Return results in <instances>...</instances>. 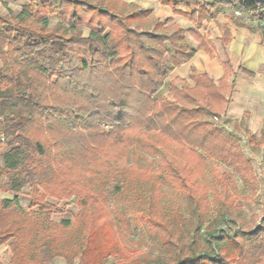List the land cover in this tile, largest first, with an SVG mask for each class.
I'll return each instance as SVG.
<instances>
[{"label": "trees", "instance_id": "1", "mask_svg": "<svg viewBox=\"0 0 264 264\" xmlns=\"http://www.w3.org/2000/svg\"><path fill=\"white\" fill-rule=\"evenodd\" d=\"M26 1L28 6L13 21L0 17V148L6 145L0 154V182L3 178L6 182L0 189L15 194L12 201L0 202V247L9 243V264H51L58 256L72 264L57 234L71 223H52L55 206L46 197L56 201L79 197L83 205L88 200L96 205L103 199L105 182L116 181L114 190L119 192V182L126 180L129 168L123 159L131 147L154 152L161 144L190 155L192 159L185 163L167 158L161 176L195 204L198 214L208 195L197 178L206 157L225 164L247 186L256 183L249 161L233 139L208 121L210 116L224 115L229 104L233 89L228 85L229 63L223 64L225 75L217 85L196 72L191 73L194 85L180 79L166 81L173 68L195 53L186 43V33L200 42V49L209 50L208 41L197 31L139 32L108 2L98 5L105 0H95V5L90 0ZM157 1L175 13L181 5L195 8L186 14L191 19L214 18L225 8L249 15L258 23L264 46V0ZM51 17L58 21L55 31L47 29ZM83 30L89 31L88 36ZM230 39L225 33L221 45ZM162 89L167 97L155 99ZM48 135L54 137L51 143ZM112 149V162L99 160L97 155ZM101 166H109L102 184L97 178ZM130 167L144 180L154 172L135 164ZM71 175H76L77 183L85 180L87 193L67 181ZM92 180L98 186L90 187ZM215 181L231 213L236 200L229 195V174L215 175ZM26 186L31 192L27 212L17 198ZM214 197L221 196L216 192ZM262 224L253 234L233 236L248 239L241 244L240 264H264V218ZM225 257L220 250L216 255L205 250L167 264H229Z\"/></svg>", "mask_w": 264, "mask_h": 264}, {"label": "rangeland", "instance_id": "2", "mask_svg": "<svg viewBox=\"0 0 264 264\" xmlns=\"http://www.w3.org/2000/svg\"><path fill=\"white\" fill-rule=\"evenodd\" d=\"M90 2L97 4L95 0ZM98 5L105 6V2ZM27 6L26 0H0V17L13 21ZM233 16L236 22L253 26L260 36L258 23L249 15L234 14ZM57 22L56 18L51 17L47 29L57 30ZM65 26L63 27L67 28V25ZM86 34L87 31L83 30V35ZM216 47L218 56L224 60L221 46L217 42ZM163 97H167L166 89H162L154 98ZM216 118L217 120H214V117L210 116L208 121L233 139L249 161L256 183L247 186L225 164L206 157L197 178L208 190V195L201 201L202 212L198 214L195 211V204L172 184L163 181L161 176L163 173L161 165L163 161H167V158L174 162L185 163L192 159L190 155L183 153L181 148L167 149L160 146L161 144L154 152L145 151L141 147L128 148V157L126 156L127 159L124 158L123 162L129 168L126 171V180L119 182V192L114 190L116 181L105 182L106 185L101 186L105 199L100 198L96 205L89 200L83 205L79 197L59 201L46 197L47 202L55 206V211L50 216L52 223L54 225L62 221L71 223L67 229H59L57 234L60 245L67 248V256L71 258L72 264H167L173 260L202 255L205 250L215 255L220 250L225 258L230 259L229 264H240L238 255L241 244L248 239H235L233 236L250 235L263 227L264 135L254 137L242 123L235 125L220 115ZM53 138L52 135H48V142L51 143ZM150 140L153 144L156 143L153 137H150ZM5 150L6 145L3 143L0 154ZM105 153L97 155L100 157L99 160L112 162L115 150H107ZM95 159L93 158L94 162ZM133 164L137 165L138 169L154 171L151 179L144 180L140 177L139 172L136 173L130 167ZM108 167H99L98 170L102 173H99L97 178L100 177L101 180V177L109 176V171L106 169ZM224 173L229 174L227 185L229 195L236 200L231 213L226 211L228 204L222 200L226 195L220 191L215 181V175ZM76 180V175H71L67 179L80 185L76 188L82 194L87 193L89 185H86L85 180L81 179L79 183ZM158 180H161L160 184L157 183ZM92 181L89 182L90 187L98 186V183ZM39 192L43 193L42 190ZM201 192L199 191L198 194ZM216 192L221 196L218 199L214 197ZM21 195L24 196L22 197L24 205L26 201H31L29 186L23 188ZM29 210L30 208L27 211ZM262 245L264 247V242ZM4 246L9 247V243ZM9 250L11 253L10 247ZM53 263L66 264V260L58 256L52 260L51 264ZM221 264L226 263L223 261Z\"/></svg>", "mask_w": 264, "mask_h": 264}, {"label": "crops", "instance_id": "3", "mask_svg": "<svg viewBox=\"0 0 264 264\" xmlns=\"http://www.w3.org/2000/svg\"><path fill=\"white\" fill-rule=\"evenodd\" d=\"M106 2L112 6L115 14L127 19L130 28L139 32L162 35L172 34L177 29L197 31L201 39L208 41L209 50L200 49V42L186 33V43L195 53L190 60L173 68L166 81L180 79L194 85L191 73L196 72L199 75L206 74L217 85L225 75L223 64L229 63L232 73L228 85L232 84L233 89L226 112L220 116L235 125L242 123L254 137L264 135V46L253 26L236 22L233 16L245 14L234 13L232 9L225 8L214 18L197 15L196 19H191L186 14L196 9H188L184 5L179 6L175 13L167 4L157 0H105ZM86 31L88 36L89 31ZM225 33L231 39L226 46H222L220 41ZM216 42L221 46L224 60L218 56ZM166 48L173 53L170 44H166ZM5 182L6 179L3 178L0 184ZM22 197L24 196L21 194L17 196L19 205L27 211L31 201H26L27 205H24ZM14 198L15 194L0 189V202L12 201ZM10 255L8 246L0 247L2 264H9Z\"/></svg>", "mask_w": 264, "mask_h": 264}, {"label": "built area", "instance_id": "4", "mask_svg": "<svg viewBox=\"0 0 264 264\" xmlns=\"http://www.w3.org/2000/svg\"><path fill=\"white\" fill-rule=\"evenodd\" d=\"M214 120H217V118H216V117H214Z\"/></svg>", "mask_w": 264, "mask_h": 264}]
</instances>
